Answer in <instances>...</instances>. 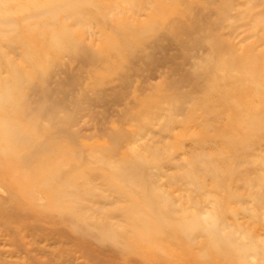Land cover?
Listing matches in <instances>:
<instances>
[{
	"label": "rangeland",
	"instance_id": "374dc122",
	"mask_svg": "<svg viewBox=\"0 0 264 264\" xmlns=\"http://www.w3.org/2000/svg\"><path fill=\"white\" fill-rule=\"evenodd\" d=\"M0 264H264V0H0Z\"/></svg>",
	"mask_w": 264,
	"mask_h": 264
}]
</instances>
